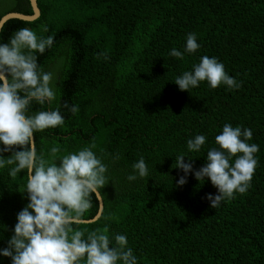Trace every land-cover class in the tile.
I'll use <instances>...</instances> for the list:
<instances>
[{
  "label": "trees",
  "instance_id": "16d2710c",
  "mask_svg": "<svg viewBox=\"0 0 264 264\" xmlns=\"http://www.w3.org/2000/svg\"><path fill=\"white\" fill-rule=\"evenodd\" d=\"M38 6L35 21L5 23L0 45L23 28L54 38L35 55L53 75L55 99L33 101L27 114L59 109L65 122L35 133L37 154L59 164L90 148L107 166L101 217L73 228L87 229L85 238L106 231L110 246L115 235L126 236L137 264H264V0H38ZM12 12L33 14L29 0H0V20ZM190 33L199 44L195 53L185 51ZM174 48L182 59L170 54ZM203 56L222 63L240 87L213 89L203 81L181 91L176 78ZM225 124L251 129L258 164L244 194L212 208L206 197L217 189L195 171L218 147L215 137ZM197 135L206 142L190 151L187 141ZM53 147L59 148L54 158ZM181 155L193 171L177 187L185 173L173 164ZM141 158L148 176L130 182ZM12 167L0 168V264H13L2 250L30 203L26 172L11 177ZM98 211L94 193L83 219Z\"/></svg>",
  "mask_w": 264,
  "mask_h": 264
},
{
  "label": "clouds",
  "instance_id": "9594fccd",
  "mask_svg": "<svg viewBox=\"0 0 264 264\" xmlns=\"http://www.w3.org/2000/svg\"><path fill=\"white\" fill-rule=\"evenodd\" d=\"M53 43V37L38 38L32 30L23 28L14 34L10 43L0 45V142L4 145L0 153L12 152L8 158L0 155V168L14 165L9 172L11 177L26 172V191L30 199L18 214L15 234L2 255L11 257L13 264H81V261L84 264H137L132 250L127 247L126 236L115 235V246H110L112 241L106 231L87 232L85 238L87 229L73 228L84 223L92 194L108 183L107 166L90 148L63 156L59 164L37 154L35 133L65 122L59 109L27 114L33 101L43 105L55 99L51 87L53 75L39 68L35 55L36 52L43 54ZM198 48L195 34H188L185 51L195 53ZM170 54L183 58V53L175 48ZM203 81L213 89L221 84L240 87L225 72L222 63L208 56L201 57L193 71L184 72L174 83L181 91H189ZM70 111L76 114L79 107L73 106ZM252 135L251 129L225 124L222 133L215 137L218 147L207 152V164L195 171L197 180L209 178L217 189V194L206 197L212 208L218 207L222 200L234 198L237 192L244 194L250 187L258 164L254 154L259 151L258 145L248 143ZM205 142V136L197 135L187 141V147L198 152ZM16 147L23 150L13 151ZM58 151V147L51 149L53 158ZM173 168L185 173L177 187L185 185L187 174L193 171L191 159L185 163V156H177ZM133 170L135 174L127 177L130 182L148 176L143 158L133 165Z\"/></svg>",
  "mask_w": 264,
  "mask_h": 264
},
{
  "label": "water",
  "instance_id": "95a60500",
  "mask_svg": "<svg viewBox=\"0 0 264 264\" xmlns=\"http://www.w3.org/2000/svg\"><path fill=\"white\" fill-rule=\"evenodd\" d=\"M29 1H30L32 10H33V14L30 15V14L12 12V13H9V14L5 15L0 20V33H1L2 28L5 25V23L8 22L11 19H19V20H22V21L32 22V21H35L36 19H38L40 17L41 11H40L39 6H38V0H29ZM95 195H96V197L98 199V202H99L98 214L93 219L84 220V223H81V224L93 223V222L97 221L102 215V212H103V209H104V203H103L102 196L100 195L99 192L95 193Z\"/></svg>",
  "mask_w": 264,
  "mask_h": 264
}]
</instances>
